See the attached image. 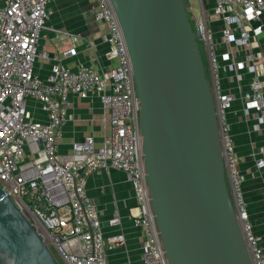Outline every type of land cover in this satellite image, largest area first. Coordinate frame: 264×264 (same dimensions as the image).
<instances>
[{"label":"built area","instance_id":"2783aa9c","mask_svg":"<svg viewBox=\"0 0 264 264\" xmlns=\"http://www.w3.org/2000/svg\"><path fill=\"white\" fill-rule=\"evenodd\" d=\"M52 0H0V190L41 237L58 264H106L124 245L121 232L104 236L95 204L85 191L93 173L125 175L139 229V264H164L148 210L138 150V111L130 63L108 0H86L87 14L100 28L96 38L53 31L66 48L48 57L39 48ZM200 55L212 98L229 200L252 264H264V249L253 234L242 191L228 115L233 105L250 132H264V0H196ZM104 47L101 54L99 48ZM85 54V60H80ZM74 69L62 64L75 58ZM201 57V59H202ZM49 60L42 81L34 63ZM69 96L101 107V137L72 142L61 155V127L72 120ZM38 104L44 121L32 118ZM264 168V139L253 153ZM133 210V211H132ZM118 227V218L105 221Z\"/></svg>","mask_w":264,"mask_h":264},{"label":"water","instance_id":"95a60500","mask_svg":"<svg viewBox=\"0 0 264 264\" xmlns=\"http://www.w3.org/2000/svg\"><path fill=\"white\" fill-rule=\"evenodd\" d=\"M126 47L138 150L164 264H252L233 212L212 98L184 0H108ZM0 264H58L0 190Z\"/></svg>","mask_w":264,"mask_h":264},{"label":"crops","instance_id":"0c3cea01","mask_svg":"<svg viewBox=\"0 0 264 264\" xmlns=\"http://www.w3.org/2000/svg\"><path fill=\"white\" fill-rule=\"evenodd\" d=\"M86 3V0H84ZM78 0H52L48 5L50 15L45 22V29L40 32L39 48L44 50L48 57L54 54L55 49L66 48V40L60 44L53 31H66L71 34H79L85 39H93L100 33V28L92 21L86 10L81 13ZM66 6L71 9L70 22L65 26L57 24L54 11L63 10ZM104 47L99 48L101 54ZM86 59L85 54L79 58ZM62 64L69 69H74L75 58H67ZM50 61L38 59L34 63L35 73L40 80L48 75ZM69 114L72 120L65 123L60 130L57 151L64 155L69 153L72 142L80 141L87 135H92L98 142L101 137V107L97 99L91 101L69 96ZM40 106L32 101L28 103V111L32 118L44 121L45 116L40 111ZM240 106L236 103L228 115L230 133L237 156L238 170L242 176L243 198L246 204V212L252 226L253 234L259 245L264 249V168L254 167L253 153L264 139V132L257 134L250 132L249 121L244 120L239 112ZM87 196L95 204L101 221L104 236L112 235L117 231L124 237V245L114 248L107 254L106 264H139L141 234L139 229L133 227L129 219V210L134 208L131 189L123 173L115 170L101 171L89 175L85 183ZM133 211V210H132ZM118 218L119 226L109 228L105 221L109 218Z\"/></svg>","mask_w":264,"mask_h":264},{"label":"rangeland","instance_id":"374dc122","mask_svg":"<svg viewBox=\"0 0 264 264\" xmlns=\"http://www.w3.org/2000/svg\"><path fill=\"white\" fill-rule=\"evenodd\" d=\"M185 4L190 7L191 11L193 12L194 17L197 16L198 14V7H197V2L196 0H184ZM80 8L78 7L79 12L81 13L82 11L86 10V3L84 0H78ZM71 9H67L66 6L63 8L62 11L60 9H56L54 11L55 17L57 19V24L60 26H65L68 22H70V17H71ZM199 46V44H198ZM200 48V46H199ZM202 57V54H201ZM203 60V57H202ZM204 63V61H203Z\"/></svg>","mask_w":264,"mask_h":264}]
</instances>
